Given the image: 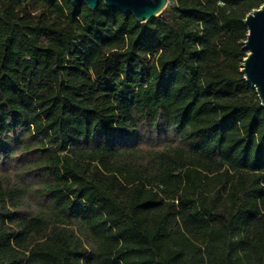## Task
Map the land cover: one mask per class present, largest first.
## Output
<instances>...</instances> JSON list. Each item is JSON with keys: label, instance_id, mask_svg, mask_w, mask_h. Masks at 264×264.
Masks as SVG:
<instances>
[{"label": "trees", "instance_id": "trees-1", "mask_svg": "<svg viewBox=\"0 0 264 264\" xmlns=\"http://www.w3.org/2000/svg\"><path fill=\"white\" fill-rule=\"evenodd\" d=\"M263 5L0 0V264H264Z\"/></svg>", "mask_w": 264, "mask_h": 264}, {"label": "water", "instance_id": "water-1", "mask_svg": "<svg viewBox=\"0 0 264 264\" xmlns=\"http://www.w3.org/2000/svg\"><path fill=\"white\" fill-rule=\"evenodd\" d=\"M72 3H85L96 9L102 0H70ZM113 10H120L126 15H133L139 23H147L160 15L168 6L169 0H103ZM248 28L244 46L248 51L241 68L247 82L257 90L261 105L264 106V5L253 9L246 15Z\"/></svg>", "mask_w": 264, "mask_h": 264}]
</instances>
